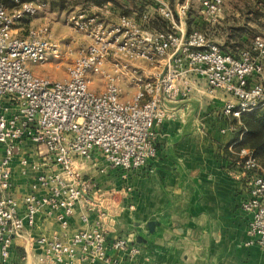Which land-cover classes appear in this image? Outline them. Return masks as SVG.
<instances>
[{
	"label": "built area",
	"instance_id": "1",
	"mask_svg": "<svg viewBox=\"0 0 264 264\" xmlns=\"http://www.w3.org/2000/svg\"><path fill=\"white\" fill-rule=\"evenodd\" d=\"M191 1L198 2L205 19L214 23L223 16L227 0H184L174 7L169 0H156L153 11L170 23L165 32L115 15L110 4L78 8L65 20L84 39L77 47L62 45L47 25L22 33L25 19L47 9L43 0H12L10 7L0 3V145L4 150L0 161V264L7 263L14 239L22 236L27 225L35 224L40 210L49 209L64 229L69 227L77 203L89 192L77 158L90 159L99 150L111 167L125 175L145 168L157 155L156 126L169 117L166 100L187 98L193 77L206 81L209 96L222 93L230 97L223 108L229 119L264 108V37H256L236 58L206 32H188ZM143 19H149V13ZM69 58L73 60L68 75L58 81L39 76L29 67ZM138 62L162 69L156 74L142 72L133 67ZM89 73L104 76L103 92L90 88ZM128 76L137 89L132 100L124 101L119 83ZM227 131H236V126L221 129L224 134ZM25 140L36 145L40 160L24 157L20 162L23 175L36 173L24 197L22 217L11 194V168ZM237 154L238 165L252 175L242 209L252 216L250 232L264 247V168L251 150ZM42 190L48 196H41ZM38 243L44 247L42 264H61L66 258L109 261V249H129L126 238L109 242L101 225L86 227L66 239L55 236ZM130 250L139 252L136 247Z\"/></svg>",
	"mask_w": 264,
	"mask_h": 264
},
{
	"label": "crops",
	"instance_id": "2",
	"mask_svg": "<svg viewBox=\"0 0 264 264\" xmlns=\"http://www.w3.org/2000/svg\"><path fill=\"white\" fill-rule=\"evenodd\" d=\"M146 65L133 67L155 74L162 69ZM190 86L187 98L166 100L169 117L156 126L157 155L145 168L125 175L99 150L90 159L77 158L89 192L77 203L69 227L64 229L49 209L40 210L35 224L14 239L6 264H42L40 239H66L98 225L107 231L109 242L126 238L129 249H109V261L66 258L61 264H264V247L250 232L252 216L242 209L252 175L238 165L236 131L221 132L231 126L223 114L230 97L209 96L201 78L193 77ZM36 149L32 141H23L12 163L11 194L22 217L36 173L23 175L20 162L24 157L39 161ZM3 152L0 145V161ZM48 193L40 191L43 197Z\"/></svg>",
	"mask_w": 264,
	"mask_h": 264
},
{
	"label": "trees",
	"instance_id": "3",
	"mask_svg": "<svg viewBox=\"0 0 264 264\" xmlns=\"http://www.w3.org/2000/svg\"><path fill=\"white\" fill-rule=\"evenodd\" d=\"M48 4L51 12H65L75 6L86 8L90 5L102 6L109 2L112 3L114 14L126 15L142 23L146 29L165 32L170 30V23L161 18L153 11V0H43ZM7 6H12V0H0ZM248 21L256 22L264 28V0H254L247 9ZM149 13V19L143 21V14ZM200 18V17H199ZM230 32L226 34L224 43H218L224 52L239 58L243 50L248 49L252 41L261 36L252 29L245 26L229 27ZM188 32L199 30L205 31V23L198 19L189 11L187 20ZM231 124L236 126V144L233 146L235 152L242 149L251 150L260 165L264 168V108L252 112L243 113L240 118H232ZM233 157V156H232Z\"/></svg>",
	"mask_w": 264,
	"mask_h": 264
},
{
	"label": "rangeland",
	"instance_id": "4",
	"mask_svg": "<svg viewBox=\"0 0 264 264\" xmlns=\"http://www.w3.org/2000/svg\"><path fill=\"white\" fill-rule=\"evenodd\" d=\"M171 5L174 3L182 2L184 0H169ZM254 0H227L225 4L223 16L216 22H209L205 19V16L201 12V7L198 2L191 1V9L189 10L195 17L200 20H203L205 23V31L209 38L216 43H224L226 34L230 31V26H245L252 29L255 33L264 37V28H261L257 25L256 22L248 21L247 17H250L247 14V9L250 4H253ZM83 9L81 6H75L70 8L65 12H51L48 9L40 12L39 15L31 18H27L23 21L20 28L22 33L32 27H38L40 25H47L51 28L55 38L60 41L62 45L66 43H72L75 47L84 42L82 36L76 34L67 24L66 17L69 13L77 10ZM91 5L84 8L89 9ZM93 8V6H92ZM118 15V14H117ZM200 17V18H199ZM162 19H164L161 16ZM145 21L144 19H142ZM166 20V19H164ZM188 20V19H187ZM168 21V20H166ZM187 28V21H186ZM72 58H69L65 61H55L51 60L46 64L33 65L30 64L29 67L32 69L35 74L49 78L53 81L62 80L68 75V67L72 63ZM147 66V65H146ZM106 69L109 71V65H106ZM88 78L91 80V89L100 93L106 89L107 81L101 74L89 73ZM132 77L123 78L122 82L119 83V87L122 89V100H132L134 94L136 93V87L131 85L130 82Z\"/></svg>",
	"mask_w": 264,
	"mask_h": 264
}]
</instances>
